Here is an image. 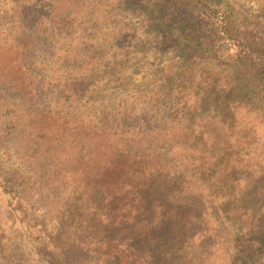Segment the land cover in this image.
<instances>
[{
	"label": "trees",
	"instance_id": "16d2710c",
	"mask_svg": "<svg viewBox=\"0 0 264 264\" xmlns=\"http://www.w3.org/2000/svg\"><path fill=\"white\" fill-rule=\"evenodd\" d=\"M143 1L156 37L152 62L133 66L122 87L116 86L135 94H116L93 127L76 128L85 155L95 153L78 179V186L89 188L76 192L57 184L45 190V183L60 177L48 160L53 145L46 142L41 155V146L33 147L43 162L38 171L50 165L35 201L56 188L51 193L64 208L56 215V232L35 239L36 251L49 264H209L211 249L220 247L216 228L223 221L232 237L222 264H264V234L251 224L240 230L227 205L214 206L204 195L237 183L235 139L247 129L235 112L253 104L264 110V4L250 13L233 0ZM19 3L26 6V0H15L13 15ZM112 49L114 55L125 50ZM161 108L174 109L171 124ZM180 112L189 118L187 129ZM161 142L168 143L165 149ZM0 181L11 183L2 174ZM11 187L7 191L23 204L15 209L29 225L33 216L26 207L34 200ZM79 206L86 213L78 215L82 232L70 229Z\"/></svg>",
	"mask_w": 264,
	"mask_h": 264
},
{
	"label": "rangeland",
	"instance_id": "374dc122",
	"mask_svg": "<svg viewBox=\"0 0 264 264\" xmlns=\"http://www.w3.org/2000/svg\"><path fill=\"white\" fill-rule=\"evenodd\" d=\"M233 1L250 13L264 4V0ZM25 5L19 3L13 15L15 0H0V174L14 184V189L24 190L23 196L33 198L26 207L33 218L29 225L21 221L15 208L23 204H17L7 191L11 183L5 186L0 181V256L9 259L0 258V264L50 263L43 252L36 251L35 239L56 232V215L64 208L51 193L56 188L45 191L47 199L36 202L38 183L50 176L48 167L57 164L58 182L45 183V190L57 184L76 192L89 188L78 186V179L83 166L90 163L86 158L94 159L95 153L85 155L76 128L93 127L95 116L116 94H135L134 88L122 89L121 93L116 86L122 87L133 66L152 62L156 54V37L148 27L143 0H26ZM114 46L125 50L114 55ZM133 97L121 104H128ZM160 112L169 124L173 122V108H161ZM181 113L178 119L187 129L189 118L184 119ZM235 113L247 129L243 137L235 139L237 183L228 182L204 195L214 200V206L227 205L226 213L230 220L239 222L240 230L251 224L256 232L264 234V110H256L253 104L245 108V113ZM105 122L110 125L107 119ZM46 142L53 145L52 156L41 173L40 155ZM161 143L165 149L168 143ZM37 144L41 146L39 156L33 149ZM75 212V226L70 229L82 232L78 218L86 213L80 206ZM221 223L216 228L220 247L211 249L205 260L209 264H222L230 254L226 240L232 235L226 223ZM239 232L242 237L243 231Z\"/></svg>",
	"mask_w": 264,
	"mask_h": 264
}]
</instances>
